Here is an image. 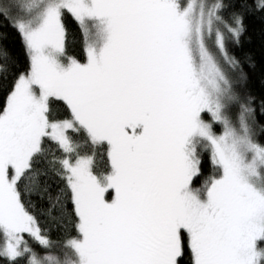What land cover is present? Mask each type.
Listing matches in <instances>:
<instances>
[{
    "label": "snow or ice",
    "instance_id": "snow-or-ice-1",
    "mask_svg": "<svg viewBox=\"0 0 264 264\" xmlns=\"http://www.w3.org/2000/svg\"><path fill=\"white\" fill-rule=\"evenodd\" d=\"M256 16L264 0H0L28 61L0 31V264H264V124L229 50Z\"/></svg>",
    "mask_w": 264,
    "mask_h": 264
},
{
    "label": "trees",
    "instance_id": "trees-1",
    "mask_svg": "<svg viewBox=\"0 0 264 264\" xmlns=\"http://www.w3.org/2000/svg\"><path fill=\"white\" fill-rule=\"evenodd\" d=\"M66 29L68 32L66 47L69 54H75L78 58L83 59L81 55V44H80V32L77 24L71 18L70 14L65 19ZM248 25V33L243 38L240 46L230 45L229 50L242 61H244V71L247 74V82L245 85V91L257 100V120L259 123L264 124V116L260 115L259 112V101L264 100V21L259 16L250 17L246 20ZM0 31H6L9 39L3 42V46L8 49L12 58L17 60L18 63L15 68L19 70H25L28 67V61L24 55L22 45L19 41L18 35L14 30L9 28H0ZM251 56L254 62V67L249 66L247 57ZM12 77L9 76L8 81L5 83L11 86ZM233 109V113H235ZM261 138L264 139V133L260 134ZM41 169L47 167L44 164L39 165ZM97 170H107V158H97ZM46 178L42 175L39 177V184L43 185ZM55 181V182H53ZM47 182L51 184V191L53 194L56 192L57 187L62 185V182L55 176L49 173ZM24 200L26 203L31 204V210L38 217L40 223L44 227H51V237L53 240L62 239L63 233L56 230L51 218L47 214L49 204L46 199H39L37 195H25ZM59 210L53 212L52 215H57ZM67 212H72V206L69 203L67 205Z\"/></svg>",
    "mask_w": 264,
    "mask_h": 264
},
{
    "label": "rangeland",
    "instance_id": "rangeland-1",
    "mask_svg": "<svg viewBox=\"0 0 264 264\" xmlns=\"http://www.w3.org/2000/svg\"><path fill=\"white\" fill-rule=\"evenodd\" d=\"M216 130H217L218 133L221 131V129L219 127Z\"/></svg>",
    "mask_w": 264,
    "mask_h": 264
}]
</instances>
